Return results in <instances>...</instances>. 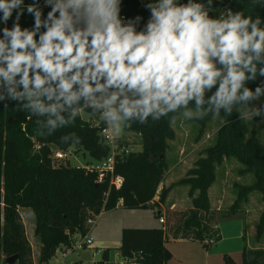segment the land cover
Listing matches in <instances>:
<instances>
[{"label":"clouds","instance_id":"1","mask_svg":"<svg viewBox=\"0 0 264 264\" xmlns=\"http://www.w3.org/2000/svg\"><path fill=\"white\" fill-rule=\"evenodd\" d=\"M141 2L147 18L125 16L123 0H0L2 108L35 117L40 137L92 116L116 135L236 109L264 122V102L253 105L264 97V0L251 11L226 0L225 14L219 0Z\"/></svg>","mask_w":264,"mask_h":264},{"label":"trees","instance_id":"2","mask_svg":"<svg viewBox=\"0 0 264 264\" xmlns=\"http://www.w3.org/2000/svg\"><path fill=\"white\" fill-rule=\"evenodd\" d=\"M225 3L226 0H219L215 9H227ZM249 4L250 0H236L232 8L249 9ZM123 14L148 16L139 0H123ZM21 23L30 26L32 17L25 15ZM250 86L255 88V84ZM239 113L240 109L234 110L231 116L221 113V124L213 139L177 182L188 186L191 208L178 215L170 227H123L118 246L120 256L129 257L134 253L143 264H166L170 256L164 247L166 238L216 241L219 233L207 189L214 180L215 167L225 158H235L243 165L240 172H251L254 178L251 184L236 185V198L222 215L229 216L240 209V203L246 201L252 191L264 199V143L248 131V120L241 118ZM29 115L16 111L11 103L7 109L0 105V252L4 256L3 263L5 258L15 256L13 264H34L19 213L21 208L31 210L34 218L32 234L39 243L36 264L49 261L60 245L70 246L73 234L85 235L90 229L86 219L114 208L120 200L123 207L151 206L157 216L161 215L152 200L167 168L168 142L175 136L174 123L168 118L155 123L150 120L147 125L134 123L125 129L139 135L140 148L116 162L113 174L120 176L122 181L115 188L108 178L96 182L97 173L87 167L70 166L64 160L52 158L55 149H71L73 144L61 143L60 137L75 132L81 138L79 144L73 145L75 149L102 159L108 147L101 141L99 130L91 125V120L77 119L68 128L40 137L35 131L36 118L29 119ZM210 119L211 115L198 119L200 128ZM167 192L168 188L161 189L160 203ZM262 231L264 210L255 227L256 241ZM102 258H108L105 252ZM224 262L236 264L227 256ZM240 264H264V248L249 246L245 241Z\"/></svg>","mask_w":264,"mask_h":264},{"label":"crops","instance_id":"3","mask_svg":"<svg viewBox=\"0 0 264 264\" xmlns=\"http://www.w3.org/2000/svg\"><path fill=\"white\" fill-rule=\"evenodd\" d=\"M139 2L141 5H143L141 0H139ZM262 102H264V97L261 98V102H253V105L261 104ZM241 110L242 109H240V111ZM245 119L248 120V131L251 133H255V135L259 138V140L261 138L264 139V122H261V118L245 117ZM254 124L255 126H253ZM217 126L219 127V125ZM204 128L199 130L198 134L196 135L198 137L195 136V138L193 139L196 140V142L193 144V146L190 144L189 151L184 155H182L183 150L181 149V147L178 146L177 148L178 149L180 148V150L177 151V148H175L171 142L176 138V135L171 141L168 142L166 153L167 151H170L171 154L175 153L177 158L174 161V164L170 165V163H168L169 159L165 153L167 168L163 174L162 181L159 184L152 200L158 206V209L161 212L160 216H163V218H166L167 214L169 212L175 211V209L182 208V211L183 210L186 211L189 208H191V199L188 196V186L184 184H178L177 182L185 176L186 171L192 166L193 162L199 156H201L202 149L210 143L211 140L209 142L205 140V136L207 137L208 131H206V129ZM217 129L215 130V132L217 131ZM183 131L184 133H186L184 129ZM187 131H191V130H187ZM215 132H211L212 139L214 137ZM135 144L137 148V145L139 144V140H137V138ZM172 149H174V151H172ZM181 164H182V168H179L177 170V167ZM235 164L236 163L234 162L233 158L223 159V161L215 167V175L213 181H215L216 173L218 172L219 169H221V175L219 178L224 181V179L231 174L230 173L231 171L228 170V166H233ZM241 169L242 168H239L237 171L236 176H240V179L238 178L235 179L233 183L235 186L248 185L251 183L246 184L247 182H253L252 176H250V179L248 177L244 178L250 172H240ZM218 181L219 180H217V185L216 184L213 185V182L211 183V185L207 189V195H208L209 205L212 210V217L215 222L214 224L218 229L219 238L216 241H210L207 239L200 241L197 239L166 238L164 239V247L170 254L168 260L166 261V264H225L224 262L225 256L231 258L237 264L236 262L237 258L239 259L241 257L243 242L244 241L247 242V240L245 239V234H246V226L249 220L248 217L252 212H254V209L253 208L251 209L248 206L242 207L229 216H223L222 211L226 210V208H228L233 203V201L236 198V195L231 203H230L231 200L229 198L228 201L225 203V199H224L225 192H223V189H221L222 184L218 183ZM162 188H168V192L166 194L164 201L160 203L158 201V197ZM213 192L215 194V197L213 198V203H212L210 198ZM117 208L127 211L146 209L155 213V210L151 206L138 207V208L123 207L121 205V200L114 207L115 210ZM104 224L106 225L107 230H109L110 233L114 235L118 234V232L121 233V229L123 227H141V228L159 227L158 224H162L161 227L165 228L164 223H160L158 219L155 220L154 218H151L149 215H141L137 212H132V213L120 212L116 214V216L114 217H108L104 221ZM32 231H33V224H32ZM99 240H101L98 241L99 243H95L93 241L92 246L89 248H94V249L97 248L94 251V254L98 253L100 258L104 256V252H105L108 258L111 259L110 256L112 250L111 247H108V244H110L108 242H111V239L100 238ZM119 241H120V234H119ZM119 241L117 242V245L114 247L115 254L117 253V255H118ZM167 242L170 245L169 247L168 245H166ZM179 245H188V246H179ZM37 246L39 248V243H37ZM37 253L35 258L34 255L32 258L34 264H36L37 262Z\"/></svg>","mask_w":264,"mask_h":264},{"label":"rangeland","instance_id":"4","mask_svg":"<svg viewBox=\"0 0 264 264\" xmlns=\"http://www.w3.org/2000/svg\"><path fill=\"white\" fill-rule=\"evenodd\" d=\"M215 11L218 13H221V14L224 13L223 10H216L215 9ZM220 124H221L220 117H218V118L212 117V119H210L203 126V128L205 127L204 129H206V131H208L207 137L205 136V140L207 142L212 140L211 132H215V130L218 127L217 125H220ZM255 124L253 126H255ZM182 128L185 130L186 133H184ZM173 129L176 132V134H175L176 138L171 142L175 148H177L178 146L181 147V149L183 150L182 155H184L185 153H187L189 151L190 144L193 146V144L196 142V140H193V139L195 138V136L198 134L199 130L201 129L200 123H199L198 119H193L190 121H184L183 117L180 116L177 118L176 122L173 124ZM187 130H191V131H187ZM196 137H198V136H196ZM260 141H261V143H264V139L261 138ZM70 147H71V150L73 151V155L68 156L67 159H65L63 161V162H67L70 166L86 167L89 165H98L100 163V160L92 158L84 150L75 149V147L73 145H71ZM139 148H140V144L137 145V150ZM179 150H180V148L179 149L177 148V151H179ZM172 151H174V149H172ZM166 156L169 159L168 163H170V165L174 164V161L177 158L175 153L171 154L170 151H167ZM233 160L236 164L233 166H228V170L231 171L230 172L231 174L227 178H225L223 181L219 178L221 175V169H219L218 172L216 173V179H215V181H213V185L214 184L217 185V180H219L218 183L222 184L221 189H223V192H225V198H224L225 203L228 201V198L231 200L230 203L234 200L235 195L237 193V187L233 183H234L236 178L240 179V176H236L237 171L239 168H243V165L239 161H237L235 158H233ZM179 168H182V164L177 167V170ZM250 176L253 177V174L251 172L248 173V175L245 176L244 178L248 177L250 179ZM243 183H245V182H243ZM248 183H252V182H247L246 184H248ZM214 197H215V194L213 192L211 195V198H210L212 203H213ZM247 206L250 207L251 209L252 208L254 209V212H252L248 217L249 220H248V224L246 226L245 239L247 240V244L249 246L264 248V231H262L259 239L257 241L255 240V227H256V224L258 222L259 215H260L262 209H264V199L261 198V195L258 192L252 191L248 195L247 200L240 203V208L247 207ZM114 210H115L114 208H111L109 210L101 212L95 218V223L90 226V229L87 232V235L89 237H91L95 243H99L98 241H101V240H99L100 238L111 239V242H108V243H110V244H108V247H111V250H112L110 258L112 260H114L115 262H118V257L116 256L117 253L115 254L114 247L117 245V242L119 241V234L120 233L118 232V234H115V235L110 233V231L107 230L106 225L104 224V221L108 217H114V216H116V214H118L120 212H124V213H126V212H131V213L137 212L141 215H149L151 218H154L155 220L158 219V216L157 215L155 216L154 212H152L150 210H146V209L127 211V210H122V209L117 208L115 211ZM183 212H184V210L182 211V208L175 209V211L169 212L168 215L166 216V218H164L165 226L166 227L172 226V224L175 223V221H176L175 219L177 218V216L178 215L181 216V214ZM19 213H20L22 222L24 224L26 238H27L28 243H29L30 248H31L32 258H33V255L35 258L36 253L38 252V246H37L38 241H36L37 239H35V237L32 234V224L34 221L32 212H31V210H29L27 208H23V209L21 208L19 210ZM161 225L162 224H158L159 227H161ZM76 235L77 234L72 235V237L75 241L79 239ZM244 242H243V245H244ZM98 245H100V244H98ZM102 245H105V244H102ZM166 245H168V247L170 246L168 242ZM179 246H188V245H179ZM96 249L84 248V249H80V250H69L70 253L65 258V261L66 262H74V264H82V263H90L92 261H99L101 259L99 254L98 253L94 254V251ZM3 258H4V256L0 252V264H6L5 261L3 263V260H2ZM240 261H241V257L239 259L237 258V261H236L237 264H240Z\"/></svg>","mask_w":264,"mask_h":264},{"label":"built area","instance_id":"5","mask_svg":"<svg viewBox=\"0 0 264 264\" xmlns=\"http://www.w3.org/2000/svg\"><path fill=\"white\" fill-rule=\"evenodd\" d=\"M227 10L228 9H224L223 14H225ZM89 120H91L92 126L98 128L100 139L108 147V151L107 154L102 159H100V163L98 165H89L86 167L89 171H95L97 173L96 182H102L105 178H108L109 184L113 185L115 188H118L121 184L122 178L113 174L114 166L119 159H122L124 156L137 150L135 140L139 135L126 130H124L119 135H116L112 131L108 130L104 124L101 125V121L98 116H96V118L92 116ZM72 155L73 151L70 148L65 150L55 149L53 151L52 158L55 161H61ZM98 215H93L86 219L85 223L87 226H89V228L95 223V218ZM158 220L160 223H164L163 216H159ZM76 236L79 238L78 240L75 241L73 239L70 246L60 245L58 248H56L49 261L42 264H74V262L65 261V258L70 253L69 250L89 248L93 244L92 238L89 237L87 233L83 236L78 234ZM117 257L118 262H115L109 258H101L99 261H92L90 263L82 264H143L140 262L139 256L134 253L129 257H122L119 254Z\"/></svg>","mask_w":264,"mask_h":264},{"label":"water","instance_id":"6","mask_svg":"<svg viewBox=\"0 0 264 264\" xmlns=\"http://www.w3.org/2000/svg\"><path fill=\"white\" fill-rule=\"evenodd\" d=\"M89 119H81V120L82 121H88ZM14 260H15V256L7 257V258H5V263L6 264H13Z\"/></svg>","mask_w":264,"mask_h":264}]
</instances>
